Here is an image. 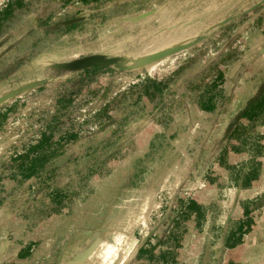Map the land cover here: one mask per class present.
<instances>
[{"label":"rangeland","instance_id":"rangeland-1","mask_svg":"<svg viewBox=\"0 0 264 264\" xmlns=\"http://www.w3.org/2000/svg\"><path fill=\"white\" fill-rule=\"evenodd\" d=\"M48 2L0 0V264H264V0Z\"/></svg>","mask_w":264,"mask_h":264},{"label":"trees","instance_id":"trees-1","mask_svg":"<svg viewBox=\"0 0 264 264\" xmlns=\"http://www.w3.org/2000/svg\"><path fill=\"white\" fill-rule=\"evenodd\" d=\"M94 68H96V66H93L91 68L90 67L85 68V69H83V71L85 73H88L90 70H92ZM51 133L52 132L49 130L48 135ZM46 136H47V134H44V132L33 135L32 138L30 139L28 145L25 146L24 148L17 149L15 154L12 156V158L14 160L18 161L19 165H22L24 158L29 156V152L37 151L43 145V141L45 140ZM29 167H32V163L29 164ZM31 172H32V169L27 171L28 174H30ZM138 252H140V249L138 250Z\"/></svg>","mask_w":264,"mask_h":264},{"label":"crops","instance_id":"crops-1","mask_svg":"<svg viewBox=\"0 0 264 264\" xmlns=\"http://www.w3.org/2000/svg\"><path fill=\"white\" fill-rule=\"evenodd\" d=\"M24 1H25V0H24ZM26 1H27L28 3H31L33 0H26ZM50 1H51V0H49L48 3H50ZM48 3H47V4H48ZM25 4H26V3H25ZM47 4H45L43 7H46ZM26 5H27V4H26ZM27 6H28V5H27ZM41 9H43V8H41ZM5 215H6V213H5V212H2V210H0V223H2L1 220L4 219V216H5ZM143 248H144V247H143L142 245L139 246V247L136 249V252H137L139 249H140V250H141V249L143 250ZM131 257H132V256H131ZM131 257H130V258H131ZM130 258H129V259H130ZM129 259H128V260H129ZM128 260H127V261H128Z\"/></svg>","mask_w":264,"mask_h":264}]
</instances>
